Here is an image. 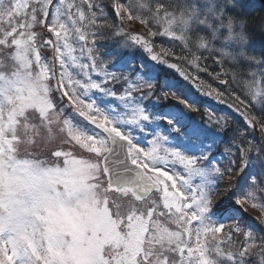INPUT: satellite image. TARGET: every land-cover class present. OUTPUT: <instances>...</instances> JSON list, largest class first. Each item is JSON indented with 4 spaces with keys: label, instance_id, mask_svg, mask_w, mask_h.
I'll return each instance as SVG.
<instances>
[{
    "label": "snow or ice",
    "instance_id": "1",
    "mask_svg": "<svg viewBox=\"0 0 264 264\" xmlns=\"http://www.w3.org/2000/svg\"><path fill=\"white\" fill-rule=\"evenodd\" d=\"M254 29L240 0H0V264H264Z\"/></svg>",
    "mask_w": 264,
    "mask_h": 264
},
{
    "label": "rangeland",
    "instance_id": "2",
    "mask_svg": "<svg viewBox=\"0 0 264 264\" xmlns=\"http://www.w3.org/2000/svg\"><path fill=\"white\" fill-rule=\"evenodd\" d=\"M241 6H242V11L248 15L249 17L257 12L258 10L263 11L262 16H264V8L262 5L257 1V0H240ZM127 27L130 31L134 32H147V29L144 28L142 25H140L137 21H129L127 22ZM154 43L156 46L159 48L160 46L167 48L168 43L166 38H156ZM204 75L201 73V76ZM219 112L218 110H216ZM247 207L248 212L251 214V216H259V217H264L263 212L260 211V209H253L250 205H245Z\"/></svg>",
    "mask_w": 264,
    "mask_h": 264
},
{
    "label": "trees",
    "instance_id": "3",
    "mask_svg": "<svg viewBox=\"0 0 264 264\" xmlns=\"http://www.w3.org/2000/svg\"><path fill=\"white\" fill-rule=\"evenodd\" d=\"M262 14H263V11L261 10H258L257 12H255L254 14H252L250 16L251 18V22L255 23V22H258L260 20V18L262 17ZM253 41H254V44L256 46L257 49L261 48V47H264V34H261L258 30H255L254 29V36H253ZM175 62V61H174ZM160 71V75L162 77H168V76H171L172 74H170L169 72H166L164 70H161L159 69ZM202 80H203V83L207 86V88H209V86L211 87H216V82L214 80H212L211 77H209L208 75L204 74L201 76ZM186 87H188L186 85ZM203 104L208 108V109H211V110H218L219 112H229L223 108H220V107H216V106H213V105H208L206 103L203 102ZM234 119L236 120V124L233 125V127H237V126H243V121L241 118H239L238 116L232 114ZM194 118H197L194 116ZM264 214V212H263Z\"/></svg>",
    "mask_w": 264,
    "mask_h": 264
},
{
    "label": "water",
    "instance_id": "4",
    "mask_svg": "<svg viewBox=\"0 0 264 264\" xmlns=\"http://www.w3.org/2000/svg\"><path fill=\"white\" fill-rule=\"evenodd\" d=\"M259 2H260V4L264 7V0H258ZM173 62V61H172ZM160 69H163V70H166V71H168V72H170L171 74H173V75H175V73L173 72V70H171V69H168V68H164V67H161ZM186 83V82H185ZM186 85H188L187 83H186ZM190 88L191 87H193V86H191V85H188ZM204 88H206V86L203 84L202 85ZM193 90H194V88H193ZM202 100H203V102H206L207 104H210V105H215V106H219V107H222V108H225V109H227L224 105H222V104H218V103H216V102H214L212 99H209V98H202ZM228 111H230L229 109H227ZM233 114H235V113H233ZM235 115H237V116H239L238 114H235ZM240 117V116H239ZM241 118V117H240Z\"/></svg>",
    "mask_w": 264,
    "mask_h": 264
}]
</instances>
